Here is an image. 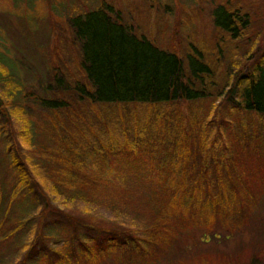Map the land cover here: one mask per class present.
<instances>
[{
	"label": "trees",
	"instance_id": "16d2710c",
	"mask_svg": "<svg viewBox=\"0 0 264 264\" xmlns=\"http://www.w3.org/2000/svg\"><path fill=\"white\" fill-rule=\"evenodd\" d=\"M51 3L54 16L65 17L68 41L59 45L63 53L73 56L74 68L66 73L54 61L46 87L50 95L36 102L46 115L44 126H38L44 140L39 135L34 149L7 157L10 164H17L18 184L24 185L30 172L23 170L20 161L24 160L43 184L50 182L53 191L65 199L89 204L105 195L114 209L119 205L113 201L117 189L111 188L109 180L121 176L132 181L128 185L140 191L139 197L141 191L147 193L153 205L152 220L142 227L145 234L127 227L100 228L94 217L74 219L61 210L62 218L72 221L74 234L84 229L89 236L70 252L57 248L41 253V262L105 264L112 258L115 264H150L169 252L182 234L205 228L206 235L213 234L219 241L245 231L254 217L251 207L259 204L258 193L230 196V185H221L226 181L224 174L215 190L209 170L229 169L226 175L246 167L264 171V45L257 46L249 33L251 14L230 2L231 7L221 2L212 6L209 17L220 35L214 48L202 50L191 39L187 52L180 56L135 30L104 0ZM60 59L66 61V55ZM7 63L0 56L3 83L13 78ZM219 100L228 118L217 114L214 105ZM185 104L190 105L191 117L183 115ZM97 106L110 110H104L107 117L96 126L90 120L97 115L91 108ZM115 107L123 109L125 126L119 112L111 113ZM68 111L60 129L58 120ZM140 111L143 115L138 121L134 116ZM54 114L57 120H46ZM153 122L162 130L153 132L149 127ZM143 131L149 135L137 137ZM214 134L221 137L220 150L215 149ZM229 148L234 149V165L227 163L233 156ZM27 181V193L43 196L39 188H29L33 182ZM167 200L165 211L161 204ZM42 211L39 230L49 222V213L56 212L48 203ZM210 260L203 264H231L222 258ZM236 264H264V246Z\"/></svg>",
	"mask_w": 264,
	"mask_h": 264
},
{
	"label": "rangeland",
	"instance_id": "374dc122",
	"mask_svg": "<svg viewBox=\"0 0 264 264\" xmlns=\"http://www.w3.org/2000/svg\"><path fill=\"white\" fill-rule=\"evenodd\" d=\"M104 1L114 6L121 13V18H124L135 30L157 41L161 46L176 51L180 56L187 52V45H190L191 39L202 50H205L206 46L214 48L220 35L217 36L209 15L212 11L211 7L220 2L226 3L227 7H231L227 2L233 3L234 6H240L249 12L252 17V27L249 32L253 36L252 40L256 41L257 46L264 45V0ZM51 2L50 0H0V56L7 60V65L13 71L11 80L0 82V264H43L41 253L46 254L48 250L57 248L70 252L81 246L82 238L86 239L89 233L81 226L83 230L78 235L74 234L72 221L69 218H62L63 211L71 214L74 219L94 217L95 226L100 228L127 227V229H134L140 234H145L142 227L152 220L150 213L153 203L148 198L149 195L141 191L139 197L140 191H135L128 185L129 183L133 184L132 181L128 180V183L126 178L121 176L115 179L113 176L109 180L111 188L117 189V191H113V201H118L119 205L114 209L108 206L107 201H110V198L105 195L89 204L59 196L57 192L53 191L50 182L43 184L37 177V173L35 174V171L31 170L32 167H28L24 160L20 161L23 170L30 169V172L24 185L18 184L17 164L13 163L14 166L10 164L7 157L9 153L10 156L18 157L29 152L30 148L39 140V135L44 140L38 126H44L43 117L46 115L42 113V109L36 106V102L43 96L50 95L46 87L52 75L54 61L60 63L63 69L66 68V73H68L69 67L74 68L71 62L73 56L63 53V49L59 45L61 42L68 41L64 24L65 17L54 16L51 11V5H53ZM166 5L167 7L172 6V9H166ZM200 12L204 15H199ZM64 55H66V61H61L60 58ZM255 55L254 53L253 56ZM241 57L248 56L242 55ZM214 108L217 109L219 116L229 117L221 100L215 103ZM183 109L185 117L192 116L189 104H185ZM91 110H96L97 115L92 117L90 123L97 126L99 120L107 117L110 108L105 106L101 110L97 106L92 107ZM104 110L107 112L105 113ZM111 111V113L119 112V115H122L121 123L125 126L126 123L122 118L123 109L115 107ZM212 112L214 113L215 110ZM68 114L70 115V111L60 117L59 123L57 121L59 124L57 126L60 129L63 128L61 123ZM142 115L143 113L140 111L134 117H138L139 121ZM53 118L57 120V115H47L46 120L52 122ZM149 127L153 132L162 130L157 122L150 123ZM167 130L171 131L172 129L167 127ZM133 135L137 136L134 133ZM148 135V132L143 131L137 137ZM214 136L216 135L214 134ZM155 137H157V133H155ZM28 138L31 139L29 142ZM220 138L216 136V150L222 149ZM213 140L214 137L211 135L210 141ZM49 148L54 150V147ZM229 149L233 156L227 160V163L234 165V149ZM40 166L41 169L44 168L43 164ZM43 170V176H45L46 169ZM128 170L130 168H127ZM228 170L226 169L225 172L216 171L214 167H211L209 174L214 179L213 189L220 188L218 179L224 174L226 181L222 180L221 185H230V196H233V192L238 195L248 194L250 191L258 193L259 204L257 203L254 208L251 207L252 214H254L251 225L246 227L245 231L237 232L230 238L219 241L213 237V234L206 235L205 228L182 234L176 238V244L169 249V252L150 264H179L180 262L203 264L207 263V260L211 262L210 259L218 258L236 264L239 260L247 258L259 246H264V178L261 179L264 177V171L262 173L256 172V170L253 172L246 167L242 168V171L237 169L236 172L226 175ZM27 180H29V184L33 182L28 187L39 188L38 191H41L43 196L36 197L32 193H27ZM154 183L153 180L150 184ZM145 188L148 187L142 189ZM15 189L18 192L14 193L16 194L14 197L12 193ZM122 190L124 192H121ZM132 192L135 194H130ZM102 193L104 194V191ZM46 203L56 212L49 213L47 217L49 222L39 230L38 219L43 213V204ZM168 203L169 200L161 204L163 210L167 211L165 204ZM13 231L15 232L13 233ZM54 256L57 257V255ZM108 263L115 264L112 258L105 264Z\"/></svg>",
	"mask_w": 264,
	"mask_h": 264
}]
</instances>
